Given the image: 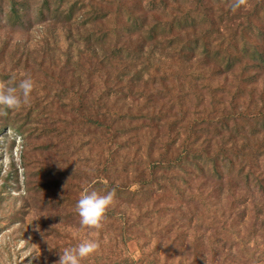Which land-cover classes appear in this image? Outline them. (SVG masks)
<instances>
[{"label":"rangeland","instance_id":"rangeland-1","mask_svg":"<svg viewBox=\"0 0 264 264\" xmlns=\"http://www.w3.org/2000/svg\"><path fill=\"white\" fill-rule=\"evenodd\" d=\"M231 3L0 0V81L35 82L0 116V264L92 236L84 264H264V0ZM85 187L116 191L99 231Z\"/></svg>","mask_w":264,"mask_h":264},{"label":"clouds","instance_id":"clouds-1","mask_svg":"<svg viewBox=\"0 0 264 264\" xmlns=\"http://www.w3.org/2000/svg\"><path fill=\"white\" fill-rule=\"evenodd\" d=\"M247 3L248 0H232L231 9L236 11L242 6H247ZM21 75L23 78L20 79L18 84H16L15 75L7 83L0 81V116L7 115L5 110L20 111L23 108L30 107L35 82L30 76ZM116 203L115 189L101 194L96 190H90L88 187L83 188L75 204L80 229H88L90 232L101 230L108 211ZM73 235L76 236L77 233L73 232ZM100 247V241L94 236L83 238L75 246L59 250V259L55 261V264H84L85 260L99 252Z\"/></svg>","mask_w":264,"mask_h":264},{"label":"trees","instance_id":"trees-1","mask_svg":"<svg viewBox=\"0 0 264 264\" xmlns=\"http://www.w3.org/2000/svg\"><path fill=\"white\" fill-rule=\"evenodd\" d=\"M13 12H15V9H13ZM6 83V82H5Z\"/></svg>","mask_w":264,"mask_h":264}]
</instances>
